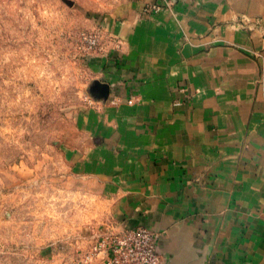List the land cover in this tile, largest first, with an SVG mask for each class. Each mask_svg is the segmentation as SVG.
<instances>
[{
    "label": "crops",
    "instance_id": "1",
    "mask_svg": "<svg viewBox=\"0 0 264 264\" xmlns=\"http://www.w3.org/2000/svg\"><path fill=\"white\" fill-rule=\"evenodd\" d=\"M105 1L122 49L91 75L127 99L84 159L114 227L154 231L163 264H264V0Z\"/></svg>",
    "mask_w": 264,
    "mask_h": 264
},
{
    "label": "rangeland",
    "instance_id": "2",
    "mask_svg": "<svg viewBox=\"0 0 264 264\" xmlns=\"http://www.w3.org/2000/svg\"><path fill=\"white\" fill-rule=\"evenodd\" d=\"M104 2L0 0V264L108 262L100 245L120 232L84 159L100 106L127 99L91 75L122 49Z\"/></svg>",
    "mask_w": 264,
    "mask_h": 264
},
{
    "label": "built area",
    "instance_id": "3",
    "mask_svg": "<svg viewBox=\"0 0 264 264\" xmlns=\"http://www.w3.org/2000/svg\"><path fill=\"white\" fill-rule=\"evenodd\" d=\"M157 240L154 231L140 226L107 237L100 250L108 255L107 264H163Z\"/></svg>",
    "mask_w": 264,
    "mask_h": 264
}]
</instances>
